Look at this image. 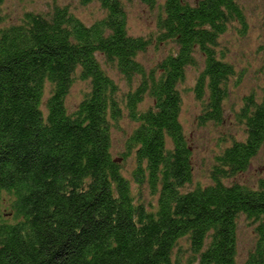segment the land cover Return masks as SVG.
<instances>
[{
	"label": "trees",
	"instance_id": "1",
	"mask_svg": "<svg viewBox=\"0 0 264 264\" xmlns=\"http://www.w3.org/2000/svg\"><path fill=\"white\" fill-rule=\"evenodd\" d=\"M78 1L104 16L86 24L54 4L0 26V264H238L242 216L256 234L243 264H264V177L231 181L264 149V97H243L242 137L221 138L206 183L194 182L181 122L186 90L202 104L200 124L226 122L245 73L223 39L248 33L242 3L140 0L158 9L156 31L135 35L130 0ZM162 44L172 46L153 64L140 59ZM259 50L264 63V41ZM79 81L88 89L70 110ZM125 115L136 126L116 157Z\"/></svg>",
	"mask_w": 264,
	"mask_h": 264
},
{
	"label": "rangeland",
	"instance_id": "2",
	"mask_svg": "<svg viewBox=\"0 0 264 264\" xmlns=\"http://www.w3.org/2000/svg\"><path fill=\"white\" fill-rule=\"evenodd\" d=\"M245 8L249 31L242 36L236 30L231 29L223 42L228 46L229 59L244 70V79L241 85L234 88L226 105V122L217 127L212 123L200 124L199 115L201 102L191 90L184 93L181 122L187 134L189 144L193 150L194 182H208L209 171L212 167L214 157L220 150L222 137H242L241 126L235 123V110H238L243 102V97L252 90L256 91L260 98L264 97V63L259 47L264 41L262 22L264 16V0H239ZM54 4L67 5L86 24H92L95 20L104 16L105 11L99 3L93 2L82 5L78 0H5L0 5V14L4 20L0 26H5L19 21L26 11L47 13ZM129 16L130 32L135 35H149L156 31V18L158 9L152 10L140 0L126 1ZM172 44H162L159 50L150 49L140 59L148 65L153 64L158 58L169 52ZM202 67V66H201ZM200 67V68H201ZM198 70L191 69L187 81L188 87H193ZM116 80L119 76L111 72ZM122 87L126 89L122 81ZM88 85L83 81L74 84L68 97V107L74 109L81 100L83 93L87 91ZM136 124L130 118L125 117L120 121L119 127L113 130V154L118 157L125 149V141ZM231 137L229 139H231ZM135 166L133 158L125 163L124 174L132 180V170ZM260 177H264V149L253 160L249 169L233 178L231 181L254 185ZM135 190L137 185L133 184ZM144 197L149 200L148 192ZM238 234V264H243L249 251L254 245L256 234L254 225L249 224L244 216L239 221Z\"/></svg>",
	"mask_w": 264,
	"mask_h": 264
}]
</instances>
